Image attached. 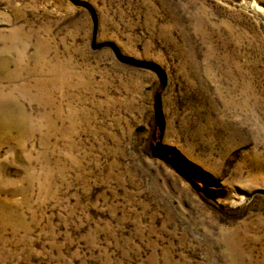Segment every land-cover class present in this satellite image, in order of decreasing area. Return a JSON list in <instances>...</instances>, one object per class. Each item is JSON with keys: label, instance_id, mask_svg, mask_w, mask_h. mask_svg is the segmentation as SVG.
<instances>
[{"label": "rangeland", "instance_id": "374dc122", "mask_svg": "<svg viewBox=\"0 0 264 264\" xmlns=\"http://www.w3.org/2000/svg\"><path fill=\"white\" fill-rule=\"evenodd\" d=\"M0 264H264V0H0Z\"/></svg>", "mask_w": 264, "mask_h": 264}]
</instances>
